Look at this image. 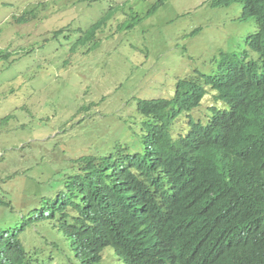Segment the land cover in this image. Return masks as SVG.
<instances>
[{
  "label": "trees",
  "instance_id": "trees-1",
  "mask_svg": "<svg viewBox=\"0 0 264 264\" xmlns=\"http://www.w3.org/2000/svg\"><path fill=\"white\" fill-rule=\"evenodd\" d=\"M234 3L239 20L255 22L245 44L257 60L224 54L214 74L178 79L171 98L138 99L142 150L82 156L53 185L34 184L30 204L0 228V264H36L43 237L33 226L44 221L80 264H99L108 247L123 264H264V0H210ZM115 14L110 8L77 44ZM23 15L14 21L33 19ZM206 87L226 109L209 107L205 126L189 119L173 138L171 125L200 105ZM10 207L0 198V210Z\"/></svg>",
  "mask_w": 264,
  "mask_h": 264
},
{
  "label": "rangeland",
  "instance_id": "rangeland-1",
  "mask_svg": "<svg viewBox=\"0 0 264 264\" xmlns=\"http://www.w3.org/2000/svg\"><path fill=\"white\" fill-rule=\"evenodd\" d=\"M156 1L0 0V198L12 209L0 210V228L30 204L34 184H54L74 170L73 160L119 146L140 152L138 99L171 98L178 79L214 74L224 54L257 60L245 44L256 25L239 20V3L166 0L149 14ZM112 7L105 27L77 44ZM22 13L33 19L15 22ZM213 94L173 122V138L189 119L205 125L210 106L226 108ZM33 229L43 237L36 264H80L51 221ZM99 264L123 263L108 247Z\"/></svg>",
  "mask_w": 264,
  "mask_h": 264
},
{
  "label": "clouds",
  "instance_id": "clouds-1",
  "mask_svg": "<svg viewBox=\"0 0 264 264\" xmlns=\"http://www.w3.org/2000/svg\"><path fill=\"white\" fill-rule=\"evenodd\" d=\"M205 89L207 90V92H209V90H210L209 87H208V88L206 87ZM210 91H213V92H214V94H213V98H214V96L216 95V92H215L214 90H210ZM206 94H207V93H206ZM206 94H205V95H206ZM210 96H212V95H210ZM204 97H205V96H204ZM204 97H203V98H204ZM214 100H215V99H214ZM201 101H202V100H201ZM215 101H216V100H215ZM216 102H221V101L218 100V101H216ZM200 103H201V102H200ZM221 103H222V102H221ZM222 104H223V103H222ZM210 107H211V106H210ZM213 107H215V106H213ZM225 107H226V106H225ZM225 109H226V108H225ZM219 110H220V109H219ZM198 121H199V120H198ZM195 122H197V121H195ZM199 122H200V121H199ZM206 124H207V123H206ZM206 124H205V125H206ZM201 125H203V124L201 123ZM205 125H203V126H205ZM185 134H186V133H185ZM185 134H184V135H185Z\"/></svg>",
  "mask_w": 264,
  "mask_h": 264
}]
</instances>
